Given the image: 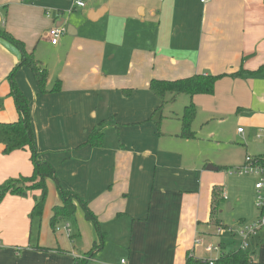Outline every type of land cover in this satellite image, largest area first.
I'll return each instance as SVG.
<instances>
[{
  "label": "crops",
  "instance_id": "obj_1",
  "mask_svg": "<svg viewBox=\"0 0 264 264\" xmlns=\"http://www.w3.org/2000/svg\"><path fill=\"white\" fill-rule=\"evenodd\" d=\"M83 1L78 7L74 0H0V31L21 41L46 69L47 89L60 82L58 92L41 93L27 67L14 76L29 101L38 158L53 167L64 190L86 203L104 234L102 247L87 258L109 245L111 256L100 264L121 258L129 264H185L187 254L215 259L219 253L206 249L211 245L238 248L231 237L199 250L216 236L209 229L212 191L219 186L213 172L234 165L229 153L241 152L236 166L246 155H264V0ZM63 21L70 34L53 45L47 32ZM20 58L0 36L2 123L18 119L8 75ZM240 69L254 73L229 76ZM194 74L228 75L211 94L190 98L199 105V136L185 139L179 136L185 106L174 111L168 103L155 113L161 100L149 82ZM94 128L102 131L98 147L86 143ZM3 151L0 144V183L31 175L28 149ZM208 151L224 155L214 161ZM45 184L44 207L52 214L62 200L52 178ZM38 194H7L0 201V264H74L84 256L61 241L55 246L37 238L31 244L28 215ZM73 217H84L79 204ZM65 225L56 232L69 239ZM85 226L83 252L99 239ZM253 243V264H264V230Z\"/></svg>",
  "mask_w": 264,
  "mask_h": 264
},
{
  "label": "trees",
  "instance_id": "obj_2",
  "mask_svg": "<svg viewBox=\"0 0 264 264\" xmlns=\"http://www.w3.org/2000/svg\"><path fill=\"white\" fill-rule=\"evenodd\" d=\"M0 36L14 45L21 53L20 61L9 72L10 94L13 97L17 112L18 119L10 123L0 122V144L4 146V153L10 154L15 151L28 149L30 152V160L33 165V170L29 176H20L17 178H9L0 183V201L7 195L26 196L29 192L38 191V195L33 196V206L29 212V227L36 219L41 217L43 212L44 203L47 195V187L45 184L46 178H52L57 187V191L61 197V205H56L52 208V216L50 218V225L56 229V223L59 220L70 219L75 213L76 205L79 204L84 211V217L90 220L98 234V242H94L90 251L84 257L91 256L90 254L94 249H100L103 245L104 234L100 231L98 221L93 212L88 208L86 203L72 191L64 190L56 175L53 167L46 161L38 158L39 154L35 149L33 130L30 120L29 101L18 89L14 76L17 70L25 66L30 69L36 79L39 91L45 92H58L60 90V82L47 89V71L41 66L40 62L36 60L31 53H27L21 41L15 39L6 31H0ZM254 72L245 71L243 69L229 74L231 77H239ZM228 74L219 75H204L194 74L189 77L179 78L175 80H158L152 79L149 82V90L161 100V105L155 110L159 113L164 104L173 102L175 98L180 95H187L190 98L197 94H211L214 90L215 82ZM126 91V90H125ZM124 91V92H125ZM125 94H127L125 92ZM195 107L192 103L187 104L180 117L181 131L179 136L185 139L195 138V133L191 130V124L195 118ZM99 126L102 127L100 122ZM92 146H101L102 131L101 129L94 128L90 131L87 142ZM223 189L216 186L212 191V200L210 205L209 219L211 223H218L216 212L220 207V203L224 200ZM264 213V210L261 214ZM31 231V229H30ZM56 231V230H55ZM41 249L40 247H36ZM221 248V249H220ZM225 245H219V255L213 260L212 264H253L255 262V250L234 248L225 250ZM42 250H46L42 248ZM87 259H74V264H86ZM185 264H209L208 259H197L191 254H187Z\"/></svg>",
  "mask_w": 264,
  "mask_h": 264
},
{
  "label": "rangeland",
  "instance_id": "obj_3",
  "mask_svg": "<svg viewBox=\"0 0 264 264\" xmlns=\"http://www.w3.org/2000/svg\"><path fill=\"white\" fill-rule=\"evenodd\" d=\"M68 16V14H66ZM178 99L175 98V100L171 104L172 109L175 110H181L183 106H186L189 104L190 97L187 95H178ZM168 104V103H166ZM164 104V106L166 105ZM166 110L168 109V106H166ZM170 107V106H169ZM196 111L198 112V117L193 120L191 124V130L196 134L195 136H199V105H195ZM228 126H233L234 122L232 120H227L225 122ZM236 129V127L234 128ZM238 144H241L240 141H237ZM243 147V146H241ZM242 149V148H241ZM243 150V149H242ZM210 154V158L212 160H216L218 158H221L224 154L223 153H217L215 151H208ZM228 156L230 158L228 167H221L218 171H214L213 174L217 178V182L219 183V186H221L224 190V198L223 202L220 203V207L218 211L216 212V218L218 223H211V227L209 228L216 236L210 237V239L204 240V242L200 245V249H203L205 252V247L212 244L211 241H230L229 239L232 237L234 239L235 243H239L241 238L239 232L246 226L251 224L257 219V216L259 215V211L254 205L255 201V191H254V184L256 181V177L249 174H243L239 175L235 173V168L238 167L235 164L241 160V152L237 151L233 154L229 153ZM55 192L57 193L56 189ZM60 202V199H58V203ZM51 207L49 205H45L43 212L41 214V217L39 219H36L31 227V234H30V240L31 244H36L37 238L40 240V243L42 244H54L56 246L57 242L61 241L62 244H64L65 248H68L71 251H74L77 254L84 255L88 252L89 248L86 252H83V240L87 239L88 236V230L85 226V223L88 224L94 231L95 227L93 223L90 220H87L85 217L80 218L79 220L75 217H72L70 219H63L59 220L56 223V226L61 228L62 225L68 224L70 234L72 235L71 238H67L65 233H57L54 230V227H51L50 225V218L52 216L51 214ZM79 225H82V230L79 229ZM94 227V228H93ZM225 227H229L232 230V233L227 232L225 229L221 235H217L218 228H221L222 230ZM264 228L262 227L257 234L261 233ZM254 237L249 239V249L255 250L256 245L254 242ZM57 241V242H56ZM61 244V243H60ZM233 245V244H231ZM109 245L107 246V249L103 252L101 250L102 258L97 257L100 255V252L97 251L92 258H89L86 264H100L103 262H106L105 260H108V256H111L112 251H108ZM207 249V248H206ZM256 252V251H255ZM213 255L215 256L216 252ZM83 256V257H84ZM114 256V255H113ZM98 259L99 261H97ZM94 260V261H93ZM119 261V260H118ZM98 262V263H97ZM100 262V263H99Z\"/></svg>",
  "mask_w": 264,
  "mask_h": 264
},
{
  "label": "built area",
  "instance_id": "obj_4",
  "mask_svg": "<svg viewBox=\"0 0 264 264\" xmlns=\"http://www.w3.org/2000/svg\"><path fill=\"white\" fill-rule=\"evenodd\" d=\"M201 3L205 4L210 2L211 0H199ZM74 3L78 7L84 6L83 0H74ZM66 32L65 26H59V27H53L50 28L47 32V35L49 36L51 44L55 45L58 42V39L60 36H62ZM239 132H242V128L238 129ZM235 173L239 175L243 174H249L256 177V181L254 184V190H255V201L254 205L259 211V215L257 219L252 222L249 225H246L240 232V243L239 248L241 249H248L249 248V239L254 237L257 232L264 227V213L261 214V212L264 210V155H257V156H251L246 155L244 157L243 163L235 168ZM68 224L63 226V228L68 230ZM227 230V232L232 233L231 228L225 227L223 230L221 228H218L217 235H221V233L224 230ZM56 231H59L60 228L56 227ZM196 243H198V239L196 240ZM207 250H213L216 252H220L219 246H208ZM78 259H87V257H76ZM214 259H208L209 264L213 263ZM108 264H129L127 259L121 258L117 263H108Z\"/></svg>",
  "mask_w": 264,
  "mask_h": 264
},
{
  "label": "water",
  "instance_id": "obj_5",
  "mask_svg": "<svg viewBox=\"0 0 264 264\" xmlns=\"http://www.w3.org/2000/svg\"><path fill=\"white\" fill-rule=\"evenodd\" d=\"M63 23H64V21L62 22L61 25H63ZM71 28H72L71 25H67V27H66V32H67L68 34H70V29H71ZM207 168H211V167L208 166Z\"/></svg>",
  "mask_w": 264,
  "mask_h": 264
}]
</instances>
